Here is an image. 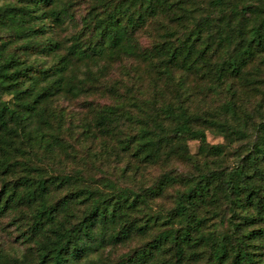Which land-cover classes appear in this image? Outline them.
I'll return each mask as SVG.
<instances>
[{
	"label": "trees",
	"instance_id": "trees-1",
	"mask_svg": "<svg viewBox=\"0 0 264 264\" xmlns=\"http://www.w3.org/2000/svg\"><path fill=\"white\" fill-rule=\"evenodd\" d=\"M158 23L162 31H149ZM127 55L176 82V102L141 105L129 91L126 104L100 109L101 151L88 153L127 158L102 188L80 167H45L62 134L53 101L107 86V66L98 75L93 64ZM192 77L205 95L225 97L218 112L192 108ZM140 79L132 75L134 88ZM261 86L264 0H0V220H26L28 243L21 256L0 248V264H264V90L245 104V87ZM208 130L223 142L210 143ZM41 139L46 152H27ZM138 237L149 238L109 253Z\"/></svg>",
	"mask_w": 264,
	"mask_h": 264
},
{
	"label": "rangeland",
	"instance_id": "rangeland-1",
	"mask_svg": "<svg viewBox=\"0 0 264 264\" xmlns=\"http://www.w3.org/2000/svg\"><path fill=\"white\" fill-rule=\"evenodd\" d=\"M92 2L94 0H91ZM88 4H84L82 9L75 11L77 16L76 26L77 29L81 27V16L87 13V10H84ZM161 21L166 24L169 21L168 17L161 18ZM159 28L158 31L163 30V26L160 23L150 24L149 31H153ZM178 31H181L179 25H176ZM76 28L70 26L67 30L63 31V36H70L75 32ZM141 44L148 42L147 33L139 35ZM143 46V45H142ZM104 66H107V75L102 79L103 83H106L107 86L96 84L97 88L93 90V93L90 95H84L81 97H73L68 95L66 97H61L53 101L54 106L58 111L62 113L63 117H60L62 120L61 126V137L60 144L54 148L53 154L49 152L46 153L47 159L44 160V166L54 169H66L67 171H73L76 168L82 169L86 177H91L96 183L94 184L97 187L102 188L105 177L109 176L112 178H117L119 172L112 173V167H122L126 164L127 158L124 156L121 160L120 158H115L112 155L108 158L105 163H102L103 160L101 156L95 157L92 154H89L87 151L88 147L94 148L97 152L101 151V141L99 128L96 125V114L100 111L105 105H110L113 103L126 104L127 100L124 95L126 93H135V96L138 98L139 103L142 105L143 100L155 99L157 104H162L166 102H176L175 98L177 95V85L176 82L169 81L168 78H159V74L156 72L154 65L150 59H146L142 56L136 55H127L121 58L119 57H108L103 59L98 63V65L93 64V69L96 74H100V69ZM141 75L139 80L141 84L140 89L134 88L132 85L133 80H131L132 75L134 74ZM157 79H156V78ZM193 80L190 82V86L193 88L192 96L190 97V105L194 110H198L202 114L207 113H216L220 110L223 102L225 101L224 96H218L215 92H208L207 95L202 93L196 88L197 81L196 77H192ZM113 85L114 87H110ZM116 87V88H115ZM248 96L245 99L246 106L252 108L256 105L261 98L262 90L264 87L258 89H249L245 87ZM258 90V91H257ZM124 94V95H123ZM212 94L210 97L209 95ZM123 105V104H122ZM127 108L130 109L133 115L138 113V107L130 104L128 102ZM61 116V114H60ZM52 126L51 131L54 133V129L58 126V119L51 120ZM91 132L87 130L90 129ZM56 133L60 131H55ZM48 135L46 136V138ZM45 139V138H43ZM42 140V139H41ZM208 140L210 143H220L223 142V138L216 134L215 132L208 130ZM35 142V141H34ZM190 151L193 154H198L200 150L199 141L191 140L189 141ZM46 146L45 140L35 142L34 146H28L27 152L32 150L37 154L43 153ZM25 148V147H24ZM46 152V151H45ZM30 153L29 158L33 157ZM19 155V154H18ZM21 158V156H19ZM114 168V167H113ZM156 169V168H155ZM151 172L152 178L159 172L155 170ZM21 174H23V169H18ZM107 171H110L109 175L106 174ZM120 171V170H119ZM17 173V174H18ZM10 177V179H13ZM93 183V182H91ZM21 224V230L18 228V225ZM27 225V221H23L14 224L12 218L7 215L0 220V248L8 255H17L21 256L22 254L28 252V243L24 241L23 236H21L22 229ZM138 237L133 242L127 244L124 247H120L118 250L110 251L109 253L118 255L126 253L130 250L141 245L145 239ZM107 255V252L105 253Z\"/></svg>",
	"mask_w": 264,
	"mask_h": 264
}]
</instances>
